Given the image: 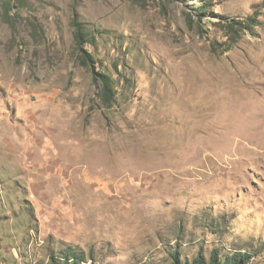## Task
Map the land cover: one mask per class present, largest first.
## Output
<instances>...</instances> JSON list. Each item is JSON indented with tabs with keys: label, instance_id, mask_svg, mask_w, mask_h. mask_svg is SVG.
Returning <instances> with one entry per match:
<instances>
[{
	"label": "rangeland",
	"instance_id": "1",
	"mask_svg": "<svg viewBox=\"0 0 264 264\" xmlns=\"http://www.w3.org/2000/svg\"><path fill=\"white\" fill-rule=\"evenodd\" d=\"M209 4L0 0V264H264V0Z\"/></svg>",
	"mask_w": 264,
	"mask_h": 264
},
{
	"label": "trees",
	"instance_id": "2",
	"mask_svg": "<svg viewBox=\"0 0 264 264\" xmlns=\"http://www.w3.org/2000/svg\"><path fill=\"white\" fill-rule=\"evenodd\" d=\"M203 1L205 7L202 6V10H207L206 7H209L210 0ZM237 23H242L244 27L252 29V25L249 21ZM73 26L75 28L74 39L80 64L91 68L95 81L100 84V97L102 104L105 107H110L116 100L117 95L115 80L111 74L97 70L96 59L86 47L87 43H91L97 35L93 34L91 30L87 29L82 22L77 19L73 20ZM227 26L230 28L232 33H238L239 29L235 24L230 23L227 24ZM230 36L236 37L240 36V34H230ZM251 257L252 255L250 252L242 249H236L233 252L224 254L216 250L209 257H206L199 252L192 262L179 263L176 260L174 264H249ZM92 259L93 258L90 254L87 255L84 250L72 245L60 248L59 250H55L50 253V264H98Z\"/></svg>",
	"mask_w": 264,
	"mask_h": 264
}]
</instances>
